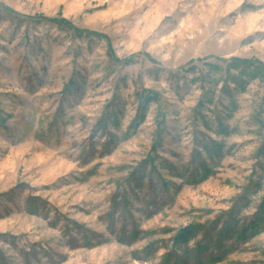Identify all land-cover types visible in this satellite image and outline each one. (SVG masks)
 <instances>
[{
  "label": "rangeland",
  "instance_id": "obj_1",
  "mask_svg": "<svg viewBox=\"0 0 264 264\" xmlns=\"http://www.w3.org/2000/svg\"><path fill=\"white\" fill-rule=\"evenodd\" d=\"M232 58L264 64V0H0V264H173L180 229L249 222L264 80ZM222 244L187 264H264V232Z\"/></svg>",
  "mask_w": 264,
  "mask_h": 264
},
{
  "label": "trees",
  "instance_id": "obj_2",
  "mask_svg": "<svg viewBox=\"0 0 264 264\" xmlns=\"http://www.w3.org/2000/svg\"><path fill=\"white\" fill-rule=\"evenodd\" d=\"M52 23L57 24L58 26H62L68 29L73 30L77 35L81 36H95L97 35L94 32H87L73 27L70 22L65 19L58 18L50 20ZM224 74L226 75V81L230 82V84L234 85L236 88H239L241 91H245L246 87L252 81L264 80V64L258 59H242V58H232L228 63ZM137 100L141 104L142 107H146L152 103L158 102V94L152 90H143L141 93L136 94ZM137 118H143L141 113H138ZM220 131L225 135H228L227 129L222 126L219 127ZM221 148L219 146L216 147V151H219ZM205 151L209 152V148L205 147ZM201 176L199 177L198 182H201L207 179L209 175V170L206 167H201ZM228 220L224 225V228L220 230L217 234V239L212 241L208 239L205 244L196 243L193 248H188L187 245L192 238H194L197 234L203 233L202 226L199 224H191L182 229H180L173 238L174 247L180 248L179 250L182 252L181 258L175 259L173 264H187V260L190 256L197 259L202 256L209 248H213L216 251H220L224 253H228V250H225L223 240H233L236 243L247 242L250 239L255 238L264 232V197L261 199L257 210L253 218L249 222H240L235 218H232V215L229 214ZM241 225L239 226V224ZM169 255H167L166 262L164 264H171L169 259ZM207 262H201L199 260H195L193 264H206L208 262L216 263L221 261L220 257L211 256L206 260Z\"/></svg>",
  "mask_w": 264,
  "mask_h": 264
}]
</instances>
